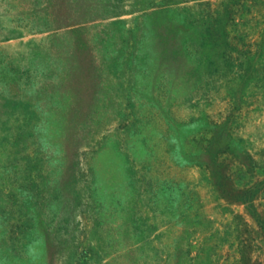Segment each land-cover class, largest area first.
<instances>
[{"label": "rangeland", "instance_id": "obj_1", "mask_svg": "<svg viewBox=\"0 0 264 264\" xmlns=\"http://www.w3.org/2000/svg\"><path fill=\"white\" fill-rule=\"evenodd\" d=\"M0 264H264V0H0Z\"/></svg>", "mask_w": 264, "mask_h": 264}]
</instances>
